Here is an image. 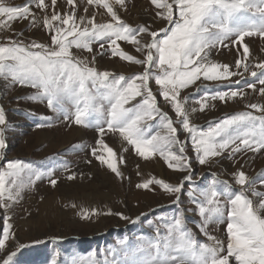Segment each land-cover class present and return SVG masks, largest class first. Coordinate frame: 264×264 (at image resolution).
Here are the masks:
<instances>
[{"label":"rangeland","instance_id":"374dc122","mask_svg":"<svg viewBox=\"0 0 264 264\" xmlns=\"http://www.w3.org/2000/svg\"><path fill=\"white\" fill-rule=\"evenodd\" d=\"M3 3L12 7L28 4L30 15L14 21H8L7 17L0 18L4 21L0 24V43L6 44L11 39L25 46L35 42L54 47L51 41L54 29L71 27V24L66 26L60 21H52L53 28H45L43 23L44 17L51 18L54 12L62 17L65 13L71 15L72 6L67 0H56L54 6L52 0H45L44 9L38 8L30 0H3ZM113 8L120 19L133 28L144 25L150 32H158L161 38L163 33L159 30L169 28L168 22L156 15L157 11L162 10L157 9L151 0H124L123 7L113 0ZM243 15L248 18L247 22H259L254 9ZM33 16L35 22L32 21ZM81 17H85L83 22ZM93 17L96 23H106L112 19L106 9L95 4L88 5L87 0H75V21L81 28L87 24L88 18ZM138 38L142 44L151 40L147 33H141ZM244 39L243 44L250 46L253 54L243 62L247 65V71L243 64L239 68L236 66L237 59H242L243 47L240 42L233 44L235 36H231L223 42L227 47L217 44L209 50L208 60L219 65L227 64L230 71L239 74L219 81L201 77L194 85L180 90L181 99L188 97L185 107L190 123L199 130H207L210 122H219L239 112L251 111L255 116L264 114L247 107L249 104L264 106V95L259 92L261 85L258 78L251 75L252 72L261 71L256 65L264 61V38L254 35ZM117 44L140 60L147 52L146 49L137 51V46L127 41L117 40ZM70 51L74 58L84 61L89 67L98 72L107 71L115 77H127L144 71V65L114 56L107 40H93L91 51L74 45ZM151 71L158 72V69L152 67ZM238 80L256 83V89L248 88L245 83L237 86L235 81ZM149 87L160 110L173 121L190 169L181 171L169 168L159 153L148 158L141 157L118 131H109L106 123L103 125L104 134H100L95 127L78 125L71 118L65 120L63 114L48 107L46 99H28L38 89L0 77V107L4 109L7 121V147L3 159H0V168L6 167L8 160H20L43 173L39 179L32 175L31 180L27 173L22 174L17 179L25 186L19 196L15 200L5 199L7 207H0V236L5 218L10 225V239L6 242L5 250H0V261L15 252L12 264H73L74 261L77 264H105L106 261L107 264H116V260L124 258L122 250L135 246L141 238L146 240L155 237L157 229L161 235H165L166 223L177 212H182L186 227L195 239L209 245L219 241L226 254L227 197H219L220 205L225 209L224 220L208 223L204 230L200 227L203 218L198 203L193 201L203 200L201 191L207 189L214 180L217 181L215 188L218 191L224 190L223 182H227L234 191H239L241 186L236 184L233 174L240 170L253 178L264 173V150L253 152L243 149L229 157L228 149L219 156L209 158L204 164L199 163L190 135L183 130L171 103L160 95V86L154 78L149 81ZM232 90L243 91L244 95L225 101L208 99L204 110L197 103L206 93L210 95ZM139 99H136L137 103ZM65 107L70 115L75 111L71 103H66ZM37 124L42 126L37 127ZM159 125L158 117L146 120V135H154L157 131L163 134L165 130ZM73 129L78 133L71 137L70 131ZM42 135L47 139L43 140ZM97 140L103 143L97 144ZM98 146H103V152ZM179 147L174 145L171 150L179 154ZM108 148L112 149L114 155L110 156ZM93 150L96 155H93ZM97 155L113 159L122 175L113 173L107 165L96 159ZM70 175L74 178L68 179ZM186 175H191L190 181H183ZM153 178L173 185L183 181L179 200L177 194L168 193L155 183L148 189L137 187V184ZM53 179L57 181L55 186L50 182ZM247 187L264 192V184L259 179ZM245 194L254 204L259 203L251 191ZM82 209L89 212L96 209L97 214L83 218L80 215ZM116 213H122L127 219ZM113 253L118 255L114 256Z\"/></svg>","mask_w":264,"mask_h":264},{"label":"snow or ice","instance_id":"6c2138e0","mask_svg":"<svg viewBox=\"0 0 264 264\" xmlns=\"http://www.w3.org/2000/svg\"><path fill=\"white\" fill-rule=\"evenodd\" d=\"M30 2H35L40 9L46 7L45 0ZM67 3L72 6L71 15L65 13L62 17L54 12L51 18L45 16L43 20L45 28H53L52 21H60L66 26L71 24L70 28L54 29L55 34L51 36L54 47L35 42L25 46L11 39L6 44L0 43V77L38 89L28 99H46L48 107L63 114L65 120L71 118L78 125L95 127L100 134H104L103 125L106 123L109 131H118L141 157L148 158L159 153L169 168L181 171L190 169L184 147L177 138V129L173 127V121L167 113L160 110L149 87V81L154 78L155 83L160 86V95L171 103L183 130L190 135L199 163L204 164L209 158L219 156L228 149L229 157L243 149L253 152L264 150V114L255 116L251 111L239 112L226 116L219 122H210L207 130H199L190 123L185 107L188 97L180 98V90L194 85L201 77L219 81L239 74L230 71L227 64L219 65L208 60L209 50L217 44L227 47L223 42L231 36H235L233 44L240 42L243 47L242 59H237L236 66L239 68L243 64L247 71V65L243 62L249 57V48L243 44V40L254 35L264 38V0H151L157 9L162 10L157 11L156 15L165 19L169 25V28L159 30L163 33L162 38L158 32H150L144 25L133 28L122 21L113 8V0H87L88 5L95 4L106 9L112 19L110 22L96 23L94 17L88 18L87 24L82 28L75 21V0H67ZM114 3L124 6V0H114ZM52 4L54 6L56 0H52ZM253 9L258 14V23L247 22L248 18L243 15ZM29 15L28 4L12 7L0 0V18L7 17L8 21H14L25 19ZM80 19L83 22L85 17ZM32 21L35 22V16ZM3 23V19H0V24ZM141 33L149 34L150 42L142 44L138 38ZM93 40H107L114 56L142 64L144 71L127 77H115L107 71L98 72L84 61L73 57L70 51L73 45L91 51ZM117 40L136 45L137 51L146 49L143 60L123 51ZM103 47L101 43V48ZM152 67L158 69V72L151 71ZM256 67L261 71L252 72L251 75L258 78L261 85L259 92L264 95V61L259 62ZM241 83H245L250 89H256V83L235 81L237 86ZM243 95V91L237 90L218 91L210 95L206 93L197 103L204 110L208 99L225 101ZM137 98H140L138 103ZM66 103H71L75 109L71 115L65 107ZM247 107L264 113V106L249 104ZM157 117L164 133L157 131L154 135H146L145 121ZM6 127L5 111L0 107V159H3V152L7 147ZM101 143V140H97V144ZM174 145H180L179 154L171 150ZM107 150L110 156L114 155L111 148ZM93 155H96L95 150ZM96 159L107 165L117 176L122 175L113 159L99 155ZM24 173L29 175V180L32 175L36 179L43 175L20 160H8L6 167L0 168V207H7L5 199L15 200L19 196L25 185L18 182L17 178ZM233 175L236 184L241 186L239 191L231 189L227 182H223L224 190L218 191L215 188L217 181L214 180L207 189L201 191L203 200L193 201L198 203V210L203 218L200 227L204 230L208 223L224 220L225 209L220 205L219 197H227L226 254L219 241L215 245H209L195 239L186 227L182 212H177L166 223L165 235H161L157 229L155 237L146 240L141 238L135 246L122 250L124 258L116 260V264H264V192L247 187L257 179L264 184V173L249 178L243 171L237 170ZM73 178L71 175L68 177ZM190 180L191 175L183 177V181ZM183 181L173 185L153 178L137 184V187L148 189L155 183L164 191L177 194L178 201ZM50 182L53 186L57 183L54 179ZM247 191H251L259 203L254 204L245 194ZM95 214L96 209L91 212L82 209L80 212L83 218ZM116 215L127 219L122 213ZM6 220L7 218L0 236V250H5L6 242L10 239V225ZM15 254L9 253L0 264H12ZM73 264L77 262L74 261Z\"/></svg>","mask_w":264,"mask_h":264},{"label":"bare ground","instance_id":"6f19581e","mask_svg":"<svg viewBox=\"0 0 264 264\" xmlns=\"http://www.w3.org/2000/svg\"><path fill=\"white\" fill-rule=\"evenodd\" d=\"M244 41H245V39H244ZM246 46H247V45H246ZM247 47H248V46H247ZM248 48H249V56H250V55H253V54L251 53V52H252V51H251L252 48H251L250 46H249ZM254 49H255V48H254ZM253 53H254V51H253ZM252 57H254V56H252ZM221 61H222V60H221ZM216 62H218V61H216ZM223 65H224V64H223ZM260 99H261V97H260ZM192 108H193V107H192ZM192 108H191V109H192ZM77 133H78L77 130H76V129H73V130L70 131V136L73 137V136H75ZM41 138H42L43 140H46V139H47V137H45V136H43V135L41 136ZM47 141H48V140H47ZM116 143H117V142H116ZM117 144H118V143H117ZM114 147H115V146H114ZM98 149H99L100 151H102V152H103V150H104L103 146H101V147L98 146ZM97 151H98V150H97ZM121 151H122V150H121ZM99 154H100V153H99ZM104 154H105V153H104Z\"/></svg>","mask_w":264,"mask_h":264}]
</instances>
